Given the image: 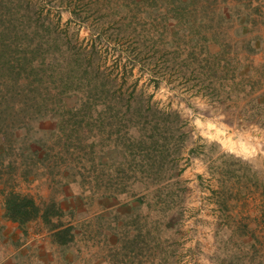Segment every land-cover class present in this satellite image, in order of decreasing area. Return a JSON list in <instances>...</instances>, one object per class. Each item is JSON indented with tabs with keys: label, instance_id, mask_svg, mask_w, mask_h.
Listing matches in <instances>:
<instances>
[{
	"label": "rangeland",
	"instance_id": "rangeland-1",
	"mask_svg": "<svg viewBox=\"0 0 264 264\" xmlns=\"http://www.w3.org/2000/svg\"><path fill=\"white\" fill-rule=\"evenodd\" d=\"M1 3L46 104L67 82L85 109L36 122L28 179L2 169L0 264H264V0ZM10 189L58 213L11 222Z\"/></svg>",
	"mask_w": 264,
	"mask_h": 264
},
{
	"label": "trees",
	"instance_id": "trees-1",
	"mask_svg": "<svg viewBox=\"0 0 264 264\" xmlns=\"http://www.w3.org/2000/svg\"><path fill=\"white\" fill-rule=\"evenodd\" d=\"M175 1L172 0L173 3ZM6 6L7 4L1 3L0 11ZM176 7L180 8V5L176 4L174 10ZM25 38L28 39V43L31 41L27 36H17V32L13 34L6 21L0 17V177L4 168L9 176L18 171L26 180L38 166L37 146L45 147L44 142L36 140L34 136L36 122L46 118L63 120V117L74 116L85 109V104L78 107L79 109L66 107L64 97L70 95L68 93L72 88L67 82L60 84L56 100L49 105L46 104L50 100V95L47 93L49 88L45 86L44 77L41 76L37 84L31 78L29 80L30 76L35 78L39 76L40 70L36 68L33 57L30 60L27 58L31 46L27 45ZM18 53L22 56H15ZM51 63L44 60L39 64L49 66ZM43 71L46 72L45 69ZM146 129L145 125L137 127L138 132L147 133V138H134V141L139 146L148 144L150 148L148 150L154 151L151 160L155 164L164 157L168 146L167 140L156 138L154 130L158 131L159 127L148 128L147 131ZM17 132H21L22 135ZM3 205L4 217L21 226L36 220L40 215L47 217L58 213L57 210L52 211L48 208L41 214L42 205H38L31 196L14 190L5 194ZM58 227L59 225H53L52 231H56L54 236L58 237V243L64 245L70 241L66 240L65 236L69 234L71 227L57 230Z\"/></svg>",
	"mask_w": 264,
	"mask_h": 264
}]
</instances>
